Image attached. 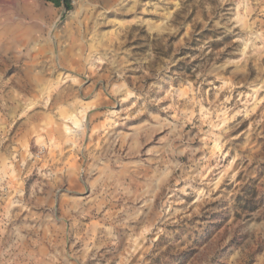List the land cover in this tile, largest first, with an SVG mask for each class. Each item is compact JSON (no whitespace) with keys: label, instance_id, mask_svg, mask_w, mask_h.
I'll use <instances>...</instances> for the list:
<instances>
[{"label":"rangeland","instance_id":"rangeland-1","mask_svg":"<svg viewBox=\"0 0 264 264\" xmlns=\"http://www.w3.org/2000/svg\"><path fill=\"white\" fill-rule=\"evenodd\" d=\"M70 2L0 0V264H264V0Z\"/></svg>","mask_w":264,"mask_h":264},{"label":"trees","instance_id":"trees-1","mask_svg":"<svg viewBox=\"0 0 264 264\" xmlns=\"http://www.w3.org/2000/svg\"><path fill=\"white\" fill-rule=\"evenodd\" d=\"M51 3H53L56 7H60L62 4H64L67 8V10H70V0H47Z\"/></svg>","mask_w":264,"mask_h":264},{"label":"bare ground","instance_id":"bare-ground-1","mask_svg":"<svg viewBox=\"0 0 264 264\" xmlns=\"http://www.w3.org/2000/svg\"><path fill=\"white\" fill-rule=\"evenodd\" d=\"M76 123H78V122H76ZM45 244V243H44ZM46 252L45 251H42V253L41 254H45ZM60 256V255H59ZM61 258V257H60ZM57 261H59V260H57ZM38 263V262H37Z\"/></svg>","mask_w":264,"mask_h":264}]
</instances>
